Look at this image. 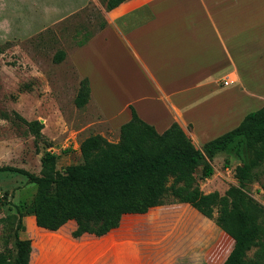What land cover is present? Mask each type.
<instances>
[{"label": "crops", "instance_id": "crops-1", "mask_svg": "<svg viewBox=\"0 0 264 264\" xmlns=\"http://www.w3.org/2000/svg\"><path fill=\"white\" fill-rule=\"evenodd\" d=\"M22 1L0 0V42L36 36L97 2L32 0L24 12ZM105 16L65 58L117 137L131 106L159 132L177 122L198 147L264 106V0H125ZM162 215L166 234L145 242ZM25 223L32 264L40 246L60 264H222L234 246L189 203L76 215L57 230L35 216Z\"/></svg>", "mask_w": 264, "mask_h": 264}, {"label": "trees", "instance_id": "trees-1", "mask_svg": "<svg viewBox=\"0 0 264 264\" xmlns=\"http://www.w3.org/2000/svg\"><path fill=\"white\" fill-rule=\"evenodd\" d=\"M124 1L106 0L107 9ZM64 57L60 51L55 61ZM90 97L89 80L83 78L75 99L77 106L83 107ZM131 111V119L120 127L118 141L91 134L80 143L82 162L68 165L64 171L58 169V156L50 150L41 157L40 174L0 167L19 172L37 185L32 202L18 209L15 245L0 252V264H32L30 242L21 237L27 216H35L39 225L57 230L76 215L142 210L167 203L191 204L234 239L222 264H264V206L244 189L257 177L256 169L264 166V106L247 113L237 127L202 147L177 122L159 132L133 106ZM28 124L36 140H46L39 120ZM238 139L250 155L248 162L235 168L239 185H231L223 195L219 191L205 193L199 181L214 174V157L227 152Z\"/></svg>", "mask_w": 264, "mask_h": 264}, {"label": "rangeland", "instance_id": "rangeland-1", "mask_svg": "<svg viewBox=\"0 0 264 264\" xmlns=\"http://www.w3.org/2000/svg\"><path fill=\"white\" fill-rule=\"evenodd\" d=\"M23 1L26 12L32 0ZM106 10V0H97L36 36L0 42V167H19L40 174L41 157L50 150L58 156V169L64 171L68 165L82 162L80 143L91 134L118 141L119 135L112 131L95 103L89 100L83 107L77 106L81 79L72 63L65 57L55 61L58 52L67 54L104 26ZM33 120L44 125L41 131L46 140H36L28 124ZM249 157L245 143L238 139L227 152L216 155L215 174L211 180L199 181L201 189L223 195L231 185H239L234 167L248 162ZM256 171L257 177L244 189L264 206V166ZM36 190L37 185L23 174L0 170V252L14 247L18 209L32 202ZM166 217L161 216L162 222L153 230L155 236L147 235L145 242L163 238L168 230L163 225ZM25 235L26 230L21 231V237ZM142 248L148 250L150 246L145 243ZM47 251L41 246L37 249L35 264H60L53 256L56 252ZM254 251L255 248L249 251L250 257Z\"/></svg>", "mask_w": 264, "mask_h": 264}, {"label": "built area", "instance_id": "built-area-1", "mask_svg": "<svg viewBox=\"0 0 264 264\" xmlns=\"http://www.w3.org/2000/svg\"><path fill=\"white\" fill-rule=\"evenodd\" d=\"M232 79L230 78V75L228 77H226L224 80H223V85H229L230 83H232Z\"/></svg>", "mask_w": 264, "mask_h": 264}]
</instances>
